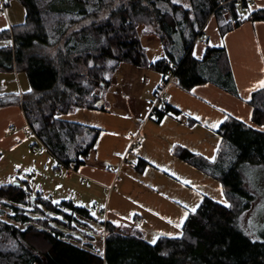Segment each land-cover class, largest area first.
I'll use <instances>...</instances> for the list:
<instances>
[{"label":"trees","instance_id":"1","mask_svg":"<svg viewBox=\"0 0 264 264\" xmlns=\"http://www.w3.org/2000/svg\"><path fill=\"white\" fill-rule=\"evenodd\" d=\"M11 1L24 9L25 20L0 31V73H24L30 90L0 95V109L19 107L56 168L72 170L85 164L100 130L62 117L105 111L96 92L109 86L120 63L149 67L162 82L172 63L180 89L208 83L235 95L225 50L207 47L196 60L193 41L210 16L220 35L245 21L264 23V6L243 18L234 0H186L187 5L182 0H3L5 6ZM140 30L160 40L164 57L155 63L146 60ZM249 105L250 125L227 116L217 129L221 143L212 162L178 146L171 149L174 157L220 184L227 206L203 197L179 236L155 243L145 241L137 228L106 223L99 255L93 245L82 244L84 237L95 240V232L86 233L93 218L89 210L15 181L0 185V264H264V235L262 241L249 240L235 224L252 199L239 167L264 164V89L252 94ZM164 116L182 118L165 102L149 113L156 123ZM146 165L137 158L134 168L141 172Z\"/></svg>","mask_w":264,"mask_h":264},{"label":"crops","instance_id":"2","mask_svg":"<svg viewBox=\"0 0 264 264\" xmlns=\"http://www.w3.org/2000/svg\"><path fill=\"white\" fill-rule=\"evenodd\" d=\"M254 1L256 7L264 6V0ZM24 20V9L16 1L5 6L0 0V31L20 25ZM201 35L205 41L192 45L191 56L201 60L207 47L223 48L229 61L235 95L208 83L184 91L173 78L164 87V102L178 110L181 119L164 116L156 123L149 118L151 108L138 117L137 126H134L130 115L107 110H79L62 117L63 120L100 130L85 164L77 170L66 169L63 177L66 182L75 184L78 180L87 187L90 183L89 194L104 200L103 219L96 228L86 230L88 234L94 235L95 232V240L89 244L99 242V248L103 244L104 250L106 223L118 228H137L149 243L159 237H177L186 217L192 213L191 209H197L203 197L223 206L228 205L217 181L174 157L171 149L178 146L212 162L221 143L216 131L227 116L251 124L249 101L252 94L261 89L257 82L264 80V23L245 21L220 35L215 17L210 16ZM161 80L160 74L153 88V100ZM29 90L24 73H0V95H20ZM0 111L10 113L19 129L27 128L19 107L10 106ZM186 118L194 123L187 125L184 122ZM218 121L220 123L213 128L212 125ZM18 134L21 136V131ZM133 146L136 147L132 151ZM128 156L131 157L125 164ZM137 158L147 164L141 172L134 168ZM185 180L189 183H183ZM32 190L41 191L45 196L54 195L48 187L43 191ZM72 197L71 190L67 197L58 195L63 204L68 200L73 202L68 199ZM177 224L180 226L177 227Z\"/></svg>","mask_w":264,"mask_h":264},{"label":"rangeland","instance_id":"3","mask_svg":"<svg viewBox=\"0 0 264 264\" xmlns=\"http://www.w3.org/2000/svg\"><path fill=\"white\" fill-rule=\"evenodd\" d=\"M182 2L187 5L186 0ZM250 11L252 9L240 12L236 6L237 14L243 18L248 16ZM226 16L228 13L225 14ZM139 36L142 46L146 49L145 57L148 63H155L164 57V51L157 36L144 35L142 30L139 31ZM2 45L3 43L0 42V46ZM159 76V73L149 67L137 68L128 63H120L117 70L109 77V86L103 87L96 93L103 100L105 110L115 114L130 115L135 123L134 126H137L139 125L138 117L148 108L150 109L154 103L152 92ZM2 112L0 111V185L25 181L31 189L43 191L48 187L53 191L54 195L49 196L54 201L58 199V195L67 197L71 190L73 197L68 199H71L75 206L89 210L93 218L88 220V228H96L97 223L103 219L101 212L104 209L103 198L89 194L90 183L87 187L78 180L75 184L64 181L66 169L56 168L55 161L43 150L37 139L32 134H27L28 128L19 129L10 113ZM18 131H21V136ZM4 140L13 143L8 144ZM130 157L128 156L125 164L129 162ZM239 172L243 185L251 194L252 199L249 207L237 214L235 224L249 240L262 241L264 235V164H242ZM90 242L85 237L82 240V244ZM98 243H94L93 246L96 247L97 253L102 255L103 244L102 248L101 246L99 248Z\"/></svg>","mask_w":264,"mask_h":264},{"label":"built area","instance_id":"4","mask_svg":"<svg viewBox=\"0 0 264 264\" xmlns=\"http://www.w3.org/2000/svg\"><path fill=\"white\" fill-rule=\"evenodd\" d=\"M238 6V9L240 12H245L247 9H253L256 7V3L254 0H234ZM205 39L202 37V35L199 33L194 41L193 44H203ZM169 70L165 76V81L162 82V84L158 87V89L154 93V103L150 109V112L153 110V108L159 106L164 102V87L173 79L174 71L176 70V65L172 63L167 64ZM31 131L28 129L27 134L29 135ZM32 148V147H31Z\"/></svg>","mask_w":264,"mask_h":264},{"label":"snow or ice","instance_id":"5","mask_svg":"<svg viewBox=\"0 0 264 264\" xmlns=\"http://www.w3.org/2000/svg\"><path fill=\"white\" fill-rule=\"evenodd\" d=\"M174 2H175V0H174ZM257 84H258V87H259V88L264 89V80H260V81H258ZM221 111H223V110L221 109ZM226 118H227V117H226ZM219 123H220V122L218 121L216 124H213L212 127L215 128V127L217 126V124H219ZM118 155H119V154H118ZM183 183L187 184V183H189V181L185 180V181H183ZM195 210H196L195 208H192V209H191L192 212H195ZM186 215H187V214H186ZM182 223H183V220H181L180 224H182ZM180 224H177L176 226L179 227ZM152 242L155 243V240H153Z\"/></svg>","mask_w":264,"mask_h":264}]
</instances>
